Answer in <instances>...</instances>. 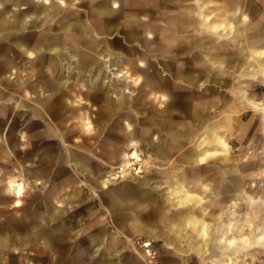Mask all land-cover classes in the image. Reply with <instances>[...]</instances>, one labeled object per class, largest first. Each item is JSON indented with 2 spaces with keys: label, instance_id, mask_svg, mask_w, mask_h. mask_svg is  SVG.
Segmentation results:
<instances>
[{
  "label": "rangeland",
  "instance_id": "rangeland-1",
  "mask_svg": "<svg viewBox=\"0 0 264 264\" xmlns=\"http://www.w3.org/2000/svg\"><path fill=\"white\" fill-rule=\"evenodd\" d=\"M42 1L36 0L34 3L23 1L25 8L14 9L18 12L28 11L26 16L28 26L14 29L12 31L14 39L25 36L29 44H36L40 41L41 34L61 37L64 16L78 11L86 14L91 2L97 3L101 0H81L77 4L66 5V11L62 15H57L44 23L39 22L38 26L32 25L31 20L37 19L33 9ZM121 9L122 11L113 17L114 22L120 21L119 24L122 25L125 18L132 16L135 11H140L138 14L141 16V24H151L155 28V35L150 37L149 41H139L129 34V30L96 29L95 22L88 19L87 24L92 28V38L98 44L97 47L83 46L82 50L89 52L98 62L93 65L92 71L82 69L80 72V69L76 67L78 56L75 57L76 54L71 52L69 45H65L63 51L68 58L65 56L60 58L63 71L60 77L61 88L55 94L45 91L42 87L38 89L32 87L33 84L43 81L37 76L36 68L30 67L31 62L36 60V53L24 54L15 46L9 45L4 40L7 31L0 29V95L2 96L0 102L12 106L13 116L21 123H26L23 128L24 137H18L11 143L10 156H0V165L8 171L5 188L0 190V232L10 235L15 223L26 224L28 233L37 232L40 227L33 219L32 210L40 206L46 218L51 219L46 212V205L53 203L52 189L56 186L58 190L60 189L61 195L68 196L72 192V187L59 188V186L71 173L77 175L76 188L87 191L89 199L94 203H100L98 210L94 207L86 214L82 212V209L87 204L80 200L73 199L69 204L55 200L54 205L76 218V227H73L71 231L68 229L64 233H57L50 237L49 247L41 239L33 249L26 246L6 248L0 255L2 261L11 264H116L115 261L119 256L111 252L118 248V235L122 233L121 230L124 229L125 224L118 223L112 216L111 207L103 200L102 193L112 186L135 185L148 177L174 175L173 172L170 174L163 171L170 172L181 168L180 171L189 172L185 173L189 183H211L214 176L222 179L228 177L229 173L226 172L231 166L245 165L252 167L254 171L245 173L248 181L247 188L253 189L256 194H264V133L258 118L259 110L250 107L232 112V108L225 110L215 107L208 111L209 123H216L219 120L221 122L219 128L221 140L215 145L218 154L208 159L197 158V160L185 161L181 158L185 152L197 156V148L199 149V145L207 138L206 129H197V123L190 115H187L188 111L181 109L184 104L180 100L166 103L160 96L156 97L153 93H141L144 77L140 71L133 68L131 61L133 57L140 61L148 60L151 69H158L169 77L170 74L162 59L167 58L175 70L196 68L197 63L192 56L195 50L193 51L191 43L202 36L224 37L226 30L204 28L181 33L171 28L169 19L181 11V0H122ZM133 25L137 26L132 23H128L127 26ZM78 35L79 33H74L70 39L79 43ZM220 47L223 49L218 44L205 45L206 50L212 51H217ZM105 48L112 52L111 63L128 70L137 78L135 81L127 83L122 78L112 77V71L107 67L105 60L110 54L103 51ZM45 52L50 57L55 55V52L50 50ZM8 59H11L13 64L9 69H5L4 64ZM207 63L217 68L220 62L208 61ZM45 72L47 76H52L49 67L45 68ZM226 77L229 79L228 82L221 86H215L207 79H203L202 85L212 88L223 100L230 96L228 99L230 103L227 105L231 106L232 71L226 74ZM104 79L113 80L109 83L111 86L104 83ZM172 83L173 91L181 92L180 87L184 85L182 79L175 78ZM127 85L131 91L124 88ZM103 90L108 91L110 102L127 98L130 103L126 102L123 106H115L111 109V104L105 98ZM254 92L253 100L264 101V84L257 85ZM178 95L180 96V93ZM35 108L42 112V116L35 115ZM79 112L84 117L82 122H80ZM171 121L178 122L182 126L184 135H181V141L183 140L181 145L175 142L168 144L171 139L173 140L174 128H171L169 124ZM129 127H137L140 130L136 138H126L125 131ZM148 130L151 131L152 139L156 143L166 137L168 141L165 142L168 145L165 146L172 149L171 152L160 154L154 151L150 140L146 137ZM185 135L191 136L188 141ZM58 140L62 142L63 150L69 155L65 166L61 164L57 166L55 163L56 157L60 159L65 153L58 149ZM132 141L136 144L132 145ZM252 146H256V149H252ZM119 148L122 151L120 159L106 161L99 156L102 152L110 154ZM46 150H49L50 154H45ZM135 151L141 160L136 157L123 159L125 152L131 154ZM78 156L90 158V164L95 172L79 173L75 158ZM125 161H129L131 168L127 176H123L122 171ZM37 165L43 167L48 179L33 180L26 173V168ZM204 166L216 167L219 173L202 175L193 172L198 167ZM140 167H142L141 171H139ZM105 179L109 181L106 187ZM10 183H12L11 189ZM19 188H22V194L16 196L15 193ZM198 192L203 197L208 196V192L199 189ZM17 199L20 200L19 205L16 204ZM132 208L133 206L130 209ZM152 208L153 206L149 204L141 207L136 205L134 210L143 220ZM224 208L218 211L220 215H223ZM259 211L264 213V206L242 205L239 207L241 219H245L250 213L254 216L260 214ZM102 225L107 226L102 236V240L105 238V244L101 250H98L101 243H91L89 236L98 233ZM141 239L151 238L143 235L132 237L127 249L143 255L150 264H157L156 259L160 257L159 242L151 239L157 250L155 258L152 259L146 256L138 245L137 241ZM108 255L110 258L107 257Z\"/></svg>",
  "mask_w": 264,
  "mask_h": 264
},
{
  "label": "crops",
  "instance_id": "crops-1",
  "mask_svg": "<svg viewBox=\"0 0 264 264\" xmlns=\"http://www.w3.org/2000/svg\"><path fill=\"white\" fill-rule=\"evenodd\" d=\"M26 3H34L36 0H4L0 2V29L7 31L4 40L15 46L24 54L36 53V60L31 62L30 67L36 68L37 76L43 79L32 85L34 89L42 87L50 93H58L61 88L62 64L60 58L68 55L63 51L65 45H69L71 52L77 57V66L81 70H93V65L98 61L82 50L83 46L97 47V42L92 38V28L88 26L87 20L95 22V28L109 31L112 28H123L129 30V34L139 41H149L150 37L155 35V28L149 24H141L140 11H135L132 16L125 18L120 25L114 22L113 17L119 14L122 0H101L100 2H91L87 13L75 12L64 16L63 19V36L50 37L41 34L40 41L36 44H29L27 37L13 38L12 31L18 28H26L28 20L26 18L28 11H14L18 7H23ZM81 0H43L42 3L36 4L33 12L36 18L31 20L30 24L37 25L44 23L46 20L53 19L57 15H62L66 11V5L77 4ZM49 6L58 7L51 16L46 15V8ZM44 7V9H43ZM25 8V7H23ZM148 14L147 11L143 10ZM128 23L136 24L127 26ZM171 28L181 33L204 28H219L226 30L224 37L208 38L202 36L193 41V60L196 61V68L175 70L169 60L162 59L170 75L162 73L158 69H151L148 60H138L132 58L133 68L140 71L144 77V83L140 90L141 93H153L160 96L166 103H172L180 100L184 106L182 110H187V115L197 123V129L205 128L207 138L197 148V156L190 152H185L181 158L185 161H191L197 158L208 159L214 157L216 144L220 142V120L216 123H209L210 115L208 111L215 107L222 109L232 108L233 111H242L255 107L259 110L258 118L261 121L262 131L264 133V101L253 100L254 89L257 85L264 84V0H181V11L169 19ZM131 29V30H130ZM74 33H79V43L70 39ZM77 40V39H76ZM219 45L223 49L206 50L205 45ZM55 52L50 57L45 51ZM104 52H109V57L105 58L107 67L112 71V77L122 78L125 82L135 81L137 78L128 70L114 66L111 63L112 52L107 48ZM222 51V52H221ZM64 57V58H65ZM208 61L220 62L217 68ZM13 62L11 59L6 60L5 69H9ZM49 67L52 76H47L45 68ZM70 68V67H69ZM232 71V105L230 96L221 99L220 94L216 93L209 86L202 85L203 79L212 81L215 86H221L228 82L226 74ZM101 74V72L99 73ZM181 78L184 83L181 86V92H175L173 80ZM113 80H103L104 83H110ZM96 82V81H95ZM112 83V82H111ZM151 83L152 85L148 84ZM31 86V85H30ZM108 86H111L109 84ZM131 91L129 86L124 87ZM108 100V91L103 90ZM180 93V96L178 95ZM2 96L0 95V100ZM109 101V100H108ZM110 102V101H109ZM130 103L127 98L111 101V109L115 106H123ZM132 103V102H131ZM222 103L223 105L221 106ZM186 104V105H185ZM13 107L5 102H0V156L9 157L12 152V142L14 139L24 137L23 128L25 122L21 123L18 118L13 116ZM37 116H42L38 108L34 109ZM78 113V112H77ZM24 115V114H23ZM80 122L84 119L79 112ZM28 121V119H27ZM170 127L174 128L173 140L177 145H181V135L183 136L182 126L178 122H169ZM140 133L137 127H129L125 131L127 139L136 138ZM178 136L179 139L177 138ZM147 139L150 140L154 151L160 154L170 153L171 150L166 147L164 137L156 143L152 139L151 131L146 133ZM187 141L190 135H185ZM58 149L65 152L62 158L56 157V165L65 166L68 162L69 155L63 150L60 140L57 141ZM131 144H136L132 141ZM264 147V146H263ZM256 146H252V149ZM45 154H50L46 150ZM125 155V153H124ZM104 160H114L122 158L121 149L114 152L100 153ZM76 158V169L79 173H94L90 164V158L78 156ZM124 158V156H123ZM181 169V168H180ZM163 171V173L173 172L172 177L152 176L140 180L135 185H119L109 187L102 193L103 200L108 202L111 207L112 216L118 223L125 224L122 233L118 236V248L111 253H116V264H150L146 257L128 250L127 246L132 237L143 235L159 242L160 257L156 259L157 264H264V213L247 214V219H241L239 207L242 205L261 207L264 206V194H256L253 189L247 188L248 181L245 173L254 172L249 166H231L229 176L226 178L212 177L211 183L188 182V171ZM26 173L31 179L43 180L48 179L41 165L26 168ZM74 171V170H73ZM198 174H216L219 173L216 167L204 166L198 167ZM256 172V171H255ZM232 174L234 176H232ZM35 175V176H34ZM8 171L0 165V190L5 188L4 183ZM177 176V178H175ZM77 175L71 173L65 181L59 186L62 188L72 187V192L68 196H63L60 189L56 186L52 189L53 203L46 205V212L51 219H47L44 212L39 207L32 210L33 219L40 227L37 232L28 233L26 224L15 223L10 232L1 233L0 237L5 244L0 255L6 248L11 246H26L36 248L38 241L43 239L49 247L50 237L57 233H64L73 227H76L77 220L72 215L67 214L64 209L54 205V201L71 203L73 199L80 200L87 204L82 212L88 213L94 209L100 208V203L89 199L87 191L76 188ZM109 181L104 180V186H108ZM211 185V186H210ZM10 189L12 183L9 184ZM164 187V188H163ZM198 189L208 192V196L203 197L198 194ZM118 192H123L124 196L117 197ZM138 202V204H136ZM16 204L19 205L20 203ZM149 204L153 206L148 211L145 219L137 216L135 207H141ZM133 206L132 209H130ZM224 208L223 215L218 212ZM228 207V208H226ZM54 224L55 228L50 226ZM250 229V230H249ZM107 230L106 225L98 229V233L89 236L90 242L101 243L98 250H101L105 244V238L102 240L103 233ZM11 236H14L12 238ZM109 253V252H108ZM110 258V256H107ZM0 264H11L2 261ZM110 264V263H108ZM112 264V263H111Z\"/></svg>",
  "mask_w": 264,
  "mask_h": 264
},
{
  "label": "built area",
  "instance_id": "built-area-1",
  "mask_svg": "<svg viewBox=\"0 0 264 264\" xmlns=\"http://www.w3.org/2000/svg\"><path fill=\"white\" fill-rule=\"evenodd\" d=\"M134 157H136L138 160H141V157L139 156L137 151L129 154V157H127V159L134 158ZM127 168L129 169V173H130V171H131L130 164H129V166L123 165L122 170L123 169H127ZM141 169H142V167H140L139 171H141ZM137 243H138V245L140 246V248L142 249V251L144 252V254L146 256H148V257H150L152 259L155 258L157 250L155 248V243H154L153 240H151V239H141V240L137 241Z\"/></svg>",
  "mask_w": 264,
  "mask_h": 264
},
{
  "label": "water",
  "instance_id": "water-1",
  "mask_svg": "<svg viewBox=\"0 0 264 264\" xmlns=\"http://www.w3.org/2000/svg\"><path fill=\"white\" fill-rule=\"evenodd\" d=\"M2 1H4V0H0V2H2ZM17 1V0H16ZM43 9H44V7H43ZM45 9H46V15L45 16H51V15H53L54 13H56V11H58V10H60L58 7L56 8V7H54V6H49L48 8H46L45 7ZM148 84H150V85H152L151 83H148ZM35 176V175H34ZM35 180V179H34ZM116 196L117 197H122V196H124V193L123 192H118L117 194H116ZM55 226L56 225H54V224H52L50 227L51 228H55ZM5 244V242H4V240L0 237V246H2V245H4ZM1 250H2V248L0 247V252H1Z\"/></svg>",
  "mask_w": 264,
  "mask_h": 264
},
{
  "label": "bare ground",
  "instance_id": "bare-ground-1",
  "mask_svg": "<svg viewBox=\"0 0 264 264\" xmlns=\"http://www.w3.org/2000/svg\"><path fill=\"white\" fill-rule=\"evenodd\" d=\"M132 145H134V144H132ZM127 157H129V154L127 152H125V155H124L123 159L126 160ZM129 164H130L129 161H125V163H123V165H127V166H129ZM122 171H123V176H127L129 174V169L128 168L127 169H123ZM21 194H22V188H19L17 190V192L15 193V195L16 196H20ZM16 201H17V203H20L19 199H17Z\"/></svg>",
  "mask_w": 264,
  "mask_h": 264
}]
</instances>
